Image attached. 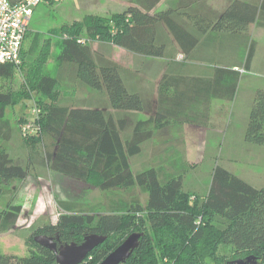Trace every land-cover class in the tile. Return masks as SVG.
<instances>
[{"label": "trees", "instance_id": "16d2710c", "mask_svg": "<svg viewBox=\"0 0 264 264\" xmlns=\"http://www.w3.org/2000/svg\"><path fill=\"white\" fill-rule=\"evenodd\" d=\"M160 1L130 0L122 11L110 15L87 13L78 21L62 24L54 57L51 38H42L39 32H34L27 47H23L26 31L20 63H0V78H12L18 65L25 74L24 88L21 85L16 91L0 90V196L8 192L10 181L24 180L31 165L46 166L85 181L104 194V200L94 207L57 200L60 213L56 221L31 231L29 241L35 250L19 258L0 252V264H57L53 252L33 241L37 234L55 233L65 243H80L90 233L106 236L78 263L98 264L132 232L142 236L120 264H233L235 259L250 255L256 257L258 264H264V185L255 188L216 164L207 191L200 197L182 188L186 171L183 159L181 163H166V170L159 163H151L146 169L133 172L129 158L139 154L142 144L169 121L163 109L132 121L126 133V116L115 118L101 108L59 102L61 95L70 97L83 86L105 91L113 111L142 110L141 96L126 88L121 67L93 50L92 41L141 56L163 57V29L173 36L183 57L188 58L199 36L187 30L190 24L199 33H239L245 46L249 41L242 64L244 69L249 68L255 42L243 31L251 23L264 28V0H227L219 12L206 7L203 0H166L164 7L156 8ZM50 54L52 70L46 66ZM215 70L211 95L232 100L239 73L226 68ZM167 76L164 74L159 82L162 100L169 83ZM222 76L227 84L218 89L217 81ZM33 92L37 93L35 102L43 108L41 129L51 142L44 145L40 141L43 152L39 156L37 152L29 153L27 163L21 165L6 148L12 134L6 106L30 99ZM244 140L264 146L263 88L254 91ZM24 142L31 147L39 139L24 138ZM140 195H144L143 200ZM20 211L21 205L8 203L0 211V229L13 225Z\"/></svg>", "mask_w": 264, "mask_h": 264}, {"label": "rangeland", "instance_id": "374dc122", "mask_svg": "<svg viewBox=\"0 0 264 264\" xmlns=\"http://www.w3.org/2000/svg\"><path fill=\"white\" fill-rule=\"evenodd\" d=\"M213 1V5L220 6V0ZM126 6L127 3H121V0H43L33 10L23 47H27L34 32H39L42 38H51V51L54 52V57L58 52L55 41L59 37L58 33L62 24L78 21L87 13L110 15L122 11ZM260 44L264 47L263 42ZM101 45L104 46H96L93 49L109 55L113 59L112 61L121 68L123 66L131 67L132 63L135 65L138 62L131 52L121 50V47L111 48V45L108 44ZM51 58L52 54L46 63L49 70H52ZM255 70L259 73L246 71L243 81L254 82L255 86L264 85V70ZM23 72L22 67L18 65L15 67L12 78H0V90L16 91L20 87L22 88L25 85ZM85 90L86 88L82 86L70 97L66 94H64L66 96L61 95L59 102L82 105L85 102ZM36 97L37 93L33 92L30 99L23 98L24 100L16 105L6 106V117L12 121L11 139L6 143V148L17 164L25 165L29 153L33 155L34 152H37L39 156L43 152V146L39 144L40 141H43L44 145L51 142L49 136L41 129L39 122L43 108L35 102ZM37 107L40 108V112L36 116L32 109ZM237 118H240L241 125L231 126L227 131L221 132V141L215 145L187 149L185 146H179L178 141L177 146L172 148L157 147V149H153L145 146V148H141L139 154L129 158L130 167L133 172H136L146 169L151 163H159L166 170L168 159L173 158L172 162L179 160V163L183 159L186 163L183 164L184 167L186 166V171L182 176V188L200 197L207 191L211 173L216 164L251 186L260 188L264 185V146L248 142L242 135L240 136L241 133H244L247 117L244 120L242 117L237 116ZM27 123L33 124V127L24 133L23 126ZM240 126H242L241 130ZM129 131L130 128L125 130L126 133ZM233 133L236 135L234 139L232 138ZM180 137L182 139V133H180ZM225 137L227 138L224 140ZM24 138H38L39 142L35 146L27 147ZM212 143L210 142L209 145ZM35 149L37 150L35 151ZM156 154L157 156H155ZM188 159L197 160V162L188 161ZM103 195L98 187L85 181L63 175L46 166L31 165L30 174L22 181H10L8 192L0 196V211L8 203L21 205V211L15 223L6 229H0V252L16 258L29 256L31 251L35 250L29 241L31 231L34 227L56 221L60 213L56 204L57 200L80 202L94 207L104 200ZM140 196L143 200L144 195Z\"/></svg>", "mask_w": 264, "mask_h": 264}, {"label": "crops", "instance_id": "0c3cea01", "mask_svg": "<svg viewBox=\"0 0 264 264\" xmlns=\"http://www.w3.org/2000/svg\"><path fill=\"white\" fill-rule=\"evenodd\" d=\"M165 1L161 0L156 8L164 7ZM203 1L206 7H211L218 12L227 4V0H220V6L216 7L213 5V0ZM125 2L128 5L130 0H121V3ZM181 19L184 20L185 18ZM162 30L161 36L166 41L163 57L141 56L131 52L138 62L135 65L132 63L133 66L131 67L123 66L124 68H121L126 88L131 91H138L141 96L143 104L141 111H124V114L113 111L105 91L93 89L85 90V102L80 106L107 110L115 118L126 116L128 118V130L132 121L155 115L157 110L163 109L169 121L166 126L156 130L149 141L142 144L144 148L145 146L153 149H157V147L172 148L177 146L178 141L179 146H185L187 149L215 145L221 141V132L227 131L231 126L241 125V120L237 116L242 117L243 120L248 118L254 91L257 88L264 89V85L255 86L254 82L243 81L246 71H254L257 74L259 72L255 69L264 70V47L260 44L261 42L264 43V28L251 23L243 31L249 39L255 42L254 54L248 69H244L242 64L244 49H247L249 41L245 46L244 39L239 33L231 34L224 30H208L199 33L194 26L189 24L187 30L199 34V36L195 46L190 49L188 58H185L173 36L171 37L167 32L165 34ZM101 44H108L114 48L112 44L97 41L92 42L91 47L93 49L96 46H104ZM121 50L125 49L121 48ZM105 56L111 59L109 55L106 54ZM216 68L231 69L239 73L232 100L211 95L210 92L215 87L211 79L213 80ZM164 74L168 75L167 82L169 83L168 86L165 85L166 97L162 100L159 97L158 87ZM217 84L220 85L218 89H223L227 82L222 76ZM177 93L179 94L178 97L175 96ZM10 122L12 125L11 120ZM241 129L242 126H240ZM180 133H182V139ZM241 135L244 138V133ZM232 138H236L235 133H233ZM210 142L213 143L209 145ZM172 159H168V161L170 162ZM188 161L197 162V160L190 159Z\"/></svg>", "mask_w": 264, "mask_h": 264}, {"label": "water", "instance_id": "95a60500", "mask_svg": "<svg viewBox=\"0 0 264 264\" xmlns=\"http://www.w3.org/2000/svg\"><path fill=\"white\" fill-rule=\"evenodd\" d=\"M142 233H130L116 248L109 252L98 264H120L127 260L132 251L138 246ZM107 237L96 233H90L83 237L80 243L70 242L57 246L52 236L37 234L33 241L38 245L52 251L58 264H78L83 261L88 253L96 246L105 241ZM256 257L250 255L244 259L238 258L233 264H248ZM255 263V262H254Z\"/></svg>", "mask_w": 264, "mask_h": 264}, {"label": "built area", "instance_id": "2783aa9c", "mask_svg": "<svg viewBox=\"0 0 264 264\" xmlns=\"http://www.w3.org/2000/svg\"><path fill=\"white\" fill-rule=\"evenodd\" d=\"M43 0H0V63H20L21 44L29 28L34 8ZM38 114L40 109H32ZM33 124L23 126V132Z\"/></svg>", "mask_w": 264, "mask_h": 264}, {"label": "flooded vegetation", "instance_id": "af4514ba", "mask_svg": "<svg viewBox=\"0 0 264 264\" xmlns=\"http://www.w3.org/2000/svg\"><path fill=\"white\" fill-rule=\"evenodd\" d=\"M48 236H52L53 237V239L56 241V243H57V246H59V245H61V244H65V242H63L62 240H61V237H60V235L59 234H57V233H55V234H53V235H48ZM52 252V251H51ZM245 258V257H244ZM244 258H242V259H244ZM238 259V258H237ZM255 262V263H254ZM57 263V262H56ZM58 264V263H57ZM248 264H258V260H256V261H254V260H251Z\"/></svg>", "mask_w": 264, "mask_h": 264}]
</instances>
